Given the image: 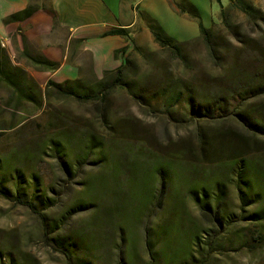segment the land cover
Returning a JSON list of instances; mask_svg holds the SVG:
<instances>
[{
	"label": "rangeland",
	"instance_id": "374dc122",
	"mask_svg": "<svg viewBox=\"0 0 264 264\" xmlns=\"http://www.w3.org/2000/svg\"><path fill=\"white\" fill-rule=\"evenodd\" d=\"M175 1L188 10L187 14H181L171 0H140L139 28L146 29L151 38L147 17L156 21L162 33L182 44L185 61L161 49L154 40L136 42L139 50L126 40L130 50L118 57L114 53L115 66L129 59L124 81L132 92L147 98L137 102L125 89L115 88L108 96V127H103L96 104L48 99L47 83L79 81V89L84 90L96 87L106 71L114 72L119 66L96 69L94 56L76 52L80 47L72 44V57L68 54L67 62L79 65V69L76 78L69 79L61 76L64 72L48 70L30 59H48L45 39L27 38L24 46L15 37L16 45L4 48L2 66L22 96L0 80V156L13 155L20 148L34 152L42 140L69 133L72 162L66 164L72 166V178L62 175L51 151L36 162H22L20 167L37 172L50 197H58V205L44 212L45 220H60L79 203L89 205L91 211L72 216L58 234L46 233L41 218L29 208L0 197V254L12 252L26 264H264V222L253 224L243 218L258 209V205H247L257 198L249 197L242 205L229 178H224L223 214L215 226L206 222L189 192L195 181L204 179L206 167H199L192 177L173 169L161 198L155 177L147 175L142 186L133 178L135 170L141 168L138 158L150 162L190 151L198 161L197 122L176 114L170 117L161 99H152V91L172 84L179 90L209 86V81L237 59L248 62L256 49L264 50V20L250 19L229 0H223L222 5L237 27L232 32L224 27L216 0ZM245 1L264 15V0ZM185 2L195 7L200 20L190 14ZM200 21L216 34L221 57L217 64L200 39ZM45 44L54 48L48 39ZM89 130L100 135L104 145L95 157L87 158ZM111 133L118 136L116 140L110 138ZM81 155L83 158L77 160ZM112 160L117 161L116 176ZM101 161H109L107 167ZM211 191L214 194L216 189ZM56 240L66 246L60 247Z\"/></svg>",
	"mask_w": 264,
	"mask_h": 264
},
{
	"label": "trees",
	"instance_id": "16d2710c",
	"mask_svg": "<svg viewBox=\"0 0 264 264\" xmlns=\"http://www.w3.org/2000/svg\"><path fill=\"white\" fill-rule=\"evenodd\" d=\"M171 1L181 14H187L188 10L183 5L175 0ZM216 1L221 5L220 17L224 27L232 32L237 27L232 23L222 5L223 0ZM229 1L232 7L239 8L250 19L264 20L262 12L245 0ZM185 3L190 9V14L200 20L195 7L188 2ZM36 12V7H29L25 11L10 16L4 23L10 24L27 20ZM49 12L54 15L52 10ZM147 19L154 42L161 49L168 50L175 58L185 61L182 44L176 43L172 38L162 33L156 21L148 17ZM199 29L200 39L204 42L212 61L217 64L221 57L214 30L204 27L201 21ZM104 36H121L139 50L135 39L126 29H112ZM129 49V45L118 49L115 51V56L127 54ZM3 52L4 48L0 42V80L12 86L17 95L22 96L11 75L2 66L6 58ZM26 55L28 56V54ZM30 59L36 65L43 66L48 70H55L59 67L58 63H53L45 58L30 57ZM237 61L231 68L225 69L221 75L209 81V86L185 87L183 90H179L172 84L151 92L152 99H161L170 117L173 118L176 114L197 122L196 159L198 161L194 159V153L190 151L171 155L169 159L159 157L150 162L145 161L146 158L135 157L141 161V163L137 162L141 168L138 167L135 170L133 178L139 183L138 186H142L148 176L155 177L160 185L159 198L167 189L168 176L173 169H178L185 176L192 177L197 174L199 167H206L208 172L204 179L195 181L189 192L206 222L214 226L223 214L224 178L232 180L238 190L242 205L249 202V197L257 198V200H253V203L247 205H258V209L243 218L253 224L264 222V206H260L264 204V50L256 49L254 54L249 57L248 62L240 63L238 59ZM130 65V60L125 59L116 71H106L104 78L98 81L96 87L88 86L84 87V90L79 89L81 88L79 81L59 84L49 80L46 97L48 99H73L82 103L96 104L99 106L100 121L103 127H108V96L115 88L125 89L137 102L145 101L147 98L132 92L131 85L125 83L124 77ZM117 137L115 133L110 135L112 140H116ZM86 138L85 157L89 158L94 156L97 151H101L104 143L102 137L91 130L86 133ZM71 146L72 138L68 133L42 140L34 152L24 151L20 148L14 151L13 155L0 156V197L29 208L33 214L41 218L46 233L58 234L72 216L81 211H91V208L88 207L89 205L79 203L75 207L76 209H70L62 219L45 220L44 212L58 205V197H50V190L40 175L35 171L26 172L20 167V164L24 161L36 162L46 151H51L54 159L58 161L62 175L69 180L72 178V166L71 164L68 166L66 162H72ZM81 157L83 158L82 155L77 156L76 159L80 160ZM112 161V173L116 176L118 173L117 161ZM108 162L101 161V165L107 167ZM180 164L183 167H180ZM148 166H152V168H147ZM212 188L216 189L214 194L211 191ZM56 242L58 241L56 240ZM64 243L58 242V245L64 248L66 246ZM3 259L6 262H3ZM0 264L26 263L15 257L12 252H7L0 254Z\"/></svg>",
	"mask_w": 264,
	"mask_h": 264
},
{
	"label": "crops",
	"instance_id": "0c3cea01",
	"mask_svg": "<svg viewBox=\"0 0 264 264\" xmlns=\"http://www.w3.org/2000/svg\"><path fill=\"white\" fill-rule=\"evenodd\" d=\"M139 1L0 0L1 46L7 50L13 48L15 37L21 39L24 46L27 38L48 39L54 48L49 49L44 40L47 47L44 53L51 62L59 64L55 70L64 72L60 75L69 79L76 78L79 69V65L72 66L67 62L68 54L72 57V44L80 47L76 52H90L94 56L96 69L117 68L119 64L115 66L114 53L129 44L121 36H104L108 31L126 29L137 43L143 38L153 40L151 32L150 38L146 29L139 28ZM29 7H36L37 12L27 20L4 23L10 16Z\"/></svg>",
	"mask_w": 264,
	"mask_h": 264
}]
</instances>
